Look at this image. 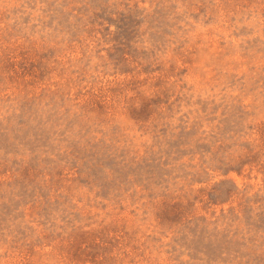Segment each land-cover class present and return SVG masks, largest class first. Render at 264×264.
I'll return each instance as SVG.
<instances>
[{"label": "rangeland", "instance_id": "374dc122", "mask_svg": "<svg viewBox=\"0 0 264 264\" xmlns=\"http://www.w3.org/2000/svg\"><path fill=\"white\" fill-rule=\"evenodd\" d=\"M0 264H264V0H0Z\"/></svg>", "mask_w": 264, "mask_h": 264}]
</instances>
